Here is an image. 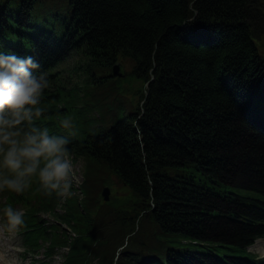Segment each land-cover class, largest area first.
Wrapping results in <instances>:
<instances>
[{"label": "trees", "instance_id": "1", "mask_svg": "<svg viewBox=\"0 0 264 264\" xmlns=\"http://www.w3.org/2000/svg\"><path fill=\"white\" fill-rule=\"evenodd\" d=\"M263 39L264 0H0V46L43 44V117L85 163L84 197L61 214V197L39 188L7 192L49 255L67 245L66 224L80 235L63 264H264L247 251L264 236V134L249 118H264ZM70 51L78 79L54 91ZM126 60L132 71L114 76ZM144 87L143 104L124 100ZM114 182L127 196L104 202Z\"/></svg>", "mask_w": 264, "mask_h": 264}, {"label": "clouds", "instance_id": "2", "mask_svg": "<svg viewBox=\"0 0 264 264\" xmlns=\"http://www.w3.org/2000/svg\"><path fill=\"white\" fill-rule=\"evenodd\" d=\"M40 68L33 56L0 46V191L23 193L35 179L45 195L62 198L73 195L71 139L38 122L49 110L44 99L50 86ZM59 123L71 133L68 115ZM25 223L23 207H0V226L7 236H15Z\"/></svg>", "mask_w": 264, "mask_h": 264}, {"label": "rangeland", "instance_id": "3", "mask_svg": "<svg viewBox=\"0 0 264 264\" xmlns=\"http://www.w3.org/2000/svg\"><path fill=\"white\" fill-rule=\"evenodd\" d=\"M260 45H261V48H260L261 53L264 54V39ZM80 59H81V56L77 52H75V51L71 52L70 51L68 56L65 58L64 62L60 65V68H59L60 77H58V79H57L60 81L58 83H54L52 85L54 91L59 89L61 86L64 88H68V87H70L71 84L73 85L75 83V81L78 79V76L73 73V69L75 68L76 65L79 64ZM123 70H124V72H126V74L130 73L132 71V63L129 60L124 61ZM133 89H134V87H133ZM143 89H145V87L142 88L140 94L137 97L133 98L131 92L127 88H125V91H128V92L123 95L124 100H126V96H127L129 98L130 102L137 104V102L139 103L141 101L140 103L143 104L144 103V99L142 98ZM118 90L119 89H117L115 92H117ZM137 105H139V104H137ZM123 107L125 108L127 113L131 112V108L129 107L128 104L123 105ZM114 109H116V107H114ZM242 165H240L241 171H242V173L246 174ZM73 173H74V184H77L79 186L85 180V177H86L85 164L82 160H79V161L74 163ZM110 187L109 188L111 189V197H114V196L125 197V196H127V192L123 188L122 185H118L114 182V184H112ZM104 188H105L104 185H103V187L100 188V195L99 196H101V192L103 191ZM66 199H67V197L64 199V201ZM62 211H63L62 209L58 208L57 213L59 214ZM41 217H42V219H46L48 222H53V218L47 214H42ZM64 229H67V227L64 226ZM68 233H71V232L68 230ZM0 236L2 239L0 249L3 251L4 255L7 256L6 259L8 261L15 262L17 264H32V261L34 258L32 257V254H29V255L26 254L25 255L26 252H25V247H24V243H23V239H22L21 235H19L17 233L15 236L9 237L4 233L2 226H0ZM263 246H264V244H258L256 246V248L253 247V248H250V250L253 251L254 253L262 256V255H264V249H263L264 247ZM46 247H47V245H45V248ZM261 247H262V249H261ZM65 252H66V250L56 249L54 257L48 261H50L51 264H60L61 260H62L61 258L63 257L62 254L64 255ZM42 253H43V250L41 251V254L38 256L39 260L43 259ZM45 260H46V258H45ZM7 263L9 264V262H7Z\"/></svg>", "mask_w": 264, "mask_h": 264}, {"label": "water", "instance_id": "4", "mask_svg": "<svg viewBox=\"0 0 264 264\" xmlns=\"http://www.w3.org/2000/svg\"><path fill=\"white\" fill-rule=\"evenodd\" d=\"M114 74H116V75H118V76H123L124 74H122L121 72H120V66L118 65V64H116L115 66H114ZM103 195H104V197H105V200H109V195H110V190H109V188H105V190H104V192H103Z\"/></svg>", "mask_w": 264, "mask_h": 264}, {"label": "bare ground", "instance_id": "5", "mask_svg": "<svg viewBox=\"0 0 264 264\" xmlns=\"http://www.w3.org/2000/svg\"><path fill=\"white\" fill-rule=\"evenodd\" d=\"M4 262H5V257L4 255L0 254V264H3Z\"/></svg>", "mask_w": 264, "mask_h": 264}]
</instances>
